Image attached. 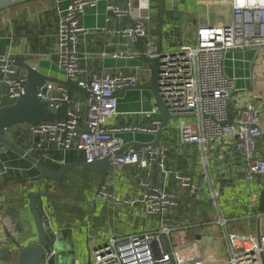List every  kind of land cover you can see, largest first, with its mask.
Masks as SVG:
<instances>
[{"label": "built area", "instance_id": "obj_1", "mask_svg": "<svg viewBox=\"0 0 264 264\" xmlns=\"http://www.w3.org/2000/svg\"><path fill=\"white\" fill-rule=\"evenodd\" d=\"M223 1L230 14L227 22L196 26L190 41L165 51L158 65V94L168 113L173 116L161 128V133L166 126H176L180 143L196 144L203 167L201 185L192 174L168 166L169 147L160 142L161 136L157 145L151 144L152 141L125 144L120 136L122 133L143 132L155 137L161 124L157 105L154 104L145 112L150 117L148 125H110V119L117 113L116 92L137 85L138 76L116 70L113 73L101 72L81 78L78 43L80 36L90 31L81 25L80 20L85 7L94 5L96 0H69L61 11L57 20L55 63L67 80L86 93V99L84 103L73 101L71 96L68 100L67 86L46 82V92L40 90L38 97L48 101L49 107H57L62 101H67L69 106L66 118L41 120L37 125L24 124L22 132L27 134L30 144L23 149L29 155L34 149L48 147L62 154L75 150L86 162L107 157L109 166L103 175L105 179L92 189V199L111 198L119 205L139 204V215L143 219L157 218L150 228L108 236L102 244L91 250V264H264V211L258 210L259 194L264 188V152L258 148V138L262 136L259 125L264 115V105H256L252 101L261 100L262 95L246 87H236L235 78L224 71L228 50L259 49L264 46V0ZM107 11L118 17L128 15L131 23L117 30L103 28V33H113L133 43L137 39L142 40L146 46L145 54L150 57L156 55L155 38L149 35L146 26L149 18L147 15L139 9H133L130 2L124 8L108 4ZM137 55L135 51L128 50L111 53L114 58H135ZM25 81L26 74L18 70L15 59L9 54H0V84L5 86L8 100L14 102L24 93ZM13 127L6 130L9 135L21 133ZM229 150L240 154L244 180H257L262 188L258 192L251 190L248 194L247 208H256V212L247 216L249 231L246 233L226 229L227 219L218 198L220 192L210 170L213 152L218 153L216 158L220 169L224 154ZM43 157L58 166L66 162L64 159L52 158L47 153ZM127 165L144 171L143 175L136 178L137 192L132 199L113 195L109 190V176ZM154 166L161 173L162 179L170 177L177 186L183 188L185 196L210 201V205L218 211L215 222L224 230L219 240L229 254L207 252L208 248L203 244L207 240L200 238L203 234L194 226L190 237L183 236L172 242V228L182 231L191 229L188 224L175 225L169 221V214L178 208L179 192L169 188L164 181H152L151 169ZM8 168V165H3L0 174ZM260 178L263 180L260 181ZM47 180L27 178L21 185L27 202V207L22 208L24 214L28 209V192H53L51 180L50 186ZM204 192L207 196H204ZM3 198L0 196V203ZM37 207L43 228L49 235V248L45 250L39 264H47L48 258L57 252L55 209L46 196L37 198ZM2 219L0 214V228L3 232H10ZM10 222L12 225L15 223L11 218ZM205 235L213 239L212 235ZM25 242L21 244L25 246L34 243Z\"/></svg>", "mask_w": 264, "mask_h": 264}, {"label": "crops", "instance_id": "obj_2", "mask_svg": "<svg viewBox=\"0 0 264 264\" xmlns=\"http://www.w3.org/2000/svg\"><path fill=\"white\" fill-rule=\"evenodd\" d=\"M193 1L195 2L194 4L190 5L186 11H179L177 15L178 20L185 25L180 35L181 39L176 40L177 46L179 43L190 41L196 26L201 24H217L230 18V14L226 13L227 6L223 0ZM68 2L69 0H37L1 11L0 54H9L15 59V62L25 61L42 73L57 80L65 81L66 77L64 72L55 63V39L58 17ZM128 2L131 3L133 9H139L142 14L149 17L146 21L149 35L157 39L158 4L157 6L153 5L150 0H96L94 5L85 7L80 20L81 25L90 31L87 35H81L78 43V49L80 51L79 67L82 71L81 78H87L101 72L113 73L116 70H123L127 73L135 74L139 80L140 78L142 80H149L147 83L138 80L135 86L150 83L152 74L151 66L139 60L138 55L135 58H114L111 56L113 52L124 50L135 51L138 54L136 43L116 36L113 33H103L101 31L103 28L110 30L121 29L131 23L130 16L118 17L107 11L108 4L117 8H124ZM167 28L168 24H164V29L166 30ZM141 42L144 45L142 40ZM168 47L165 46V49H167L165 51L170 50ZM259 49L257 56H255L257 49L228 50L224 59V71L227 75L235 78L236 87H246L262 95L261 100L255 99L252 101L256 105H264V46ZM59 84L62 83L59 82ZM71 88L69 89L70 93ZM75 95L78 99H72L73 101L82 103L79 99V97H82L85 102L86 93L84 91L78 90L77 88ZM116 96L117 113L110 119V125L127 123L139 125L149 124L150 117L145 112L152 108L154 102L150 98L148 90L137 87L122 88L116 92ZM9 101L5 86L0 84V106L9 104ZM260 125L264 127V115ZM24 127V124H18L13 129L24 133L22 132ZM6 134L9 135V132L6 131ZM178 135L176 126H166L161 133L160 142L166 143L169 147L167 164L170 167L178 168L183 172L192 174L194 180L201 185L203 184V173L201 172L203 167L200 159V151L194 143H180ZM120 136L124 139L125 144L146 143L154 139V135L143 132L122 133ZM18 137L19 134L9 135V138L14 142V138ZM261 138L264 140L263 136ZM22 141L27 145L30 144L27 138H22ZM259 141L262 142L258 139ZM258 148L262 151L259 144ZM6 152L7 150L2 151V146L0 145V155ZM217 155V152H213L210 170L212 175L215 174L214 177L217 181L216 188L220 192L218 197L220 203L221 199H223L228 204L227 207L225 206L226 214H229L230 217L224 215L222 208V213L227 219L226 229L246 233L249 231V218L247 216L256 212V208L252 210L247 208L248 194L251 190L260 188L261 185L256 182L257 180L248 182L250 185L244 180L242 175V159L239 153L234 150L225 152L220 169L217 166ZM3 165L8 164H0V170ZM8 166L7 171L0 174V196H4L0 203L2 222L7 226L14 238H21L20 242L22 244L28 237L31 238L26 242H36L37 235L32 217L28 214V209H26V214H24L21 208L16 214V217L7 211L12 199L22 198L24 201L23 207H27V202L21 191V185H23L25 180L17 181L16 174L18 176L24 175L28 169L12 165ZM143 174V170L140 171L136 166L130 165L114 171V174L109 176L111 183L109 186L110 192L116 196L130 199L134 198L137 192L136 178ZM262 178H260V181L263 180ZM104 179L105 176L102 175L96 181V184L85 192L83 198L78 201L77 207L80 213H74L62 222L56 219L57 232L59 228L63 227L68 228L71 232L75 244L74 264H91L89 261L91 250L96 245L102 244L108 236L112 234L124 235L134 230L150 228L154 224L155 219H157L155 217L149 220L143 219L139 215V204L119 205L115 204L111 198H98L96 201L93 200L92 189ZM151 179L153 182L164 181L169 188L176 191L180 189L183 192L184 190L177 186L170 177L162 179L161 173L155 166L151 169ZM47 181L48 186H50V180ZM253 183L258 186L253 185ZM51 185L54 187V192L56 186L53 183ZM49 193L50 191L48 195ZM185 194L181 197L179 196L178 208L181 207L180 211L175 209L169 214V221L175 225L188 224L191 230L188 229L185 231L192 232V227L194 226L197 227V231L201 234L212 235L209 227H207L209 222L205 223L204 219H202L203 210L196 209L192 201L184 199ZM48 195L46 199L50 201ZM198 204H196V207ZM200 204L207 207L210 206L207 203ZM194 209H196L195 213L193 212ZM13 217L15 218L14 226L10 222V218L12 219ZM20 223L23 226L19 225ZM17 225L18 227L20 226L22 232L25 231L24 237L22 233L17 232V230L15 231ZM176 230L180 238L183 236L188 238L191 235V232L188 233L182 231V229ZM3 233L5 234L0 228V235ZM15 263L16 259L10 262L0 261V264Z\"/></svg>", "mask_w": 264, "mask_h": 264}, {"label": "water", "instance_id": "obj_3", "mask_svg": "<svg viewBox=\"0 0 264 264\" xmlns=\"http://www.w3.org/2000/svg\"><path fill=\"white\" fill-rule=\"evenodd\" d=\"M37 0H0V12L11 7ZM158 1V31L155 56H147L145 54L146 46L143 45L141 40L137 39L135 42L138 47V59L151 66L152 74L151 81L146 85L132 86L143 90H148L150 98H152L155 105L159 107L161 114V124L159 130L155 133V137L151 144L157 145L160 141L161 128L166 124L167 120L172 118L162 102L158 94V65L159 58L165 52V46H169L171 49L169 40H180L181 32L184 29V24L178 20L179 11H186V9L194 4L192 0H157ZM229 9H227V12ZM164 24H168V28L164 29ZM127 41V40H125ZM260 49H257L256 55ZM254 61V60H253ZM19 71L25 72L26 81L24 83V93L20 95L14 102L0 106V145L2 151L11 150L16 154L29 160L36 168L38 174L32 177L34 180L49 179L51 181H59L63 175L72 168L83 167L84 169L98 172L102 175L106 174L109 160L107 157L94 160L92 162H86L84 160L78 161H66L60 165L57 169L53 170L46 165H43L31 155L25 152V150L16 144L12 139L6 135V130L18 125V124H30L37 125L41 120L52 121L55 118L64 119L66 118V111L69 103L62 101L57 107H49V103L46 100H41L38 97V92L42 90L46 92L45 83L55 82L62 83L67 86L68 89L71 87L78 88L73 82L69 80L60 81L56 78H52L42 72H40L34 66L28 64L25 61L15 62ZM130 88V87H124ZM123 88V89H124ZM79 89V88H78ZM70 99V92L68 94V100ZM56 105V104H54ZM260 134L264 138V127L259 125ZM37 137L34 138L36 140ZM264 185V180H263ZM47 192H35L30 191L27 193L28 199V210L34 223L35 233L37 240L34 243L28 245H22L20 242L21 238H14L10 232L5 231L4 236H0V261L10 262L16 259L15 264H39L41 259L44 257L45 250L49 248V235L43 228L41 215L37 207V198L40 196H47ZM184 199L196 203L204 202L210 204L209 200H196L186 195ZM23 208V205L20 209ZM22 210V209H21ZM258 210L264 211V189L259 194ZM14 217L12 220L14 221ZM15 222V221H14ZM17 232L21 233L22 229L18 225L16 226ZM202 240L211 241V236L201 235ZM56 254V253H55ZM54 254V255H55ZM53 256V255H52Z\"/></svg>", "mask_w": 264, "mask_h": 264}, {"label": "trees", "instance_id": "obj_4", "mask_svg": "<svg viewBox=\"0 0 264 264\" xmlns=\"http://www.w3.org/2000/svg\"><path fill=\"white\" fill-rule=\"evenodd\" d=\"M22 138H27L25 132L19 133V137L14 138V140L16 144L25 149L27 144L23 143ZM46 153L52 158L64 159L65 161L82 160V155L75 150H69L65 154H62L60 151L52 147L34 149L30 155L43 165H46L53 170L57 169L59 167L57 164L51 163L50 160L43 157V154ZM2 163L28 169L24 175L18 176V174H16L17 181H24L26 178H32L38 174L36 168L29 160L11 150H7L6 153L0 155V164ZM101 176L100 173L84 169L81 166L72 168L63 175L59 182V187L48 195L49 200L54 206L56 219H58L59 222L64 221V219L67 220V218L74 213H80L77 207L78 201L83 198L85 192L96 184V181L99 180ZM10 203L7 211L16 217V214L20 210L24 201L22 198H17L12 199Z\"/></svg>", "mask_w": 264, "mask_h": 264}, {"label": "rangeland", "instance_id": "obj_5", "mask_svg": "<svg viewBox=\"0 0 264 264\" xmlns=\"http://www.w3.org/2000/svg\"><path fill=\"white\" fill-rule=\"evenodd\" d=\"M150 2L153 5H156V6L158 4L157 0H150ZM226 13H229V11L226 12ZM228 20H226L225 22H227ZM169 44H170L171 48H175L177 46V41H175L173 39H170L169 40ZM139 81L140 82L143 81V83H147L149 80H144V79L142 80L140 78ZM76 90H77L76 87H72L71 88V93L70 94H71V99H73V100H75L76 98L78 99V97H76V95H75ZM78 90H80V89H78ZM79 99L82 101V103L84 102V98L79 97ZM9 102L12 103L11 101H9ZM258 139L262 141V142L259 141L258 144L261 146L262 151L264 152V140L262 138L261 139L258 138ZM214 176H215V174H214ZM59 182H60V180L59 181H51V183L55 184L56 188L59 187ZM247 183H248V181H247ZM253 185L258 186L255 183H253ZM258 188H255L254 190L255 191H259V189H262L261 187L259 189ZM178 192H179V196L180 197L185 194V190H183V192H182L179 189ZM204 196H207L206 192H204ZM221 204H222V208L224 210V215L226 217H230L229 214H226V207H227L228 204L225 203V201L223 199H221ZM180 208L181 207L177 208L178 211H180ZM196 209L203 210L202 211V216H203L202 219H204L205 223L209 222V224H207V227H209L210 233L213 236V239L211 241H204L203 242L204 246H206L209 251L215 252L216 254H229L226 246H223L222 245V241L219 240V237L223 236L224 230H223V227L220 224L215 222V220L218 218V211L215 209V207L213 205H210V206L207 207V206H205L203 204H200V203L198 204ZM19 225L23 226L22 223H20ZM263 230H264V225H263ZM185 232L189 233L191 231H185ZM21 233H22V236L24 237L25 236V231H23ZM187 236H189V235H187ZM18 237H20V236H18ZM170 237L172 239V242H175V241L181 239L177 235V230H175L174 228H172V230L170 231ZM55 248H56L57 252H56L55 255H53V256L48 258L47 264H74L75 244H74V241L72 239L71 232H70V230L68 228L63 227V228H59L58 229L56 243H55ZM210 264H222V263L214 262V263H210Z\"/></svg>", "mask_w": 264, "mask_h": 264}, {"label": "bare ground", "instance_id": "obj_6", "mask_svg": "<svg viewBox=\"0 0 264 264\" xmlns=\"http://www.w3.org/2000/svg\"><path fill=\"white\" fill-rule=\"evenodd\" d=\"M207 252H210L209 250Z\"/></svg>", "mask_w": 264, "mask_h": 264}, {"label": "flooded vegetation", "instance_id": "obj_7", "mask_svg": "<svg viewBox=\"0 0 264 264\" xmlns=\"http://www.w3.org/2000/svg\"><path fill=\"white\" fill-rule=\"evenodd\" d=\"M197 204V203H196ZM194 206H196L195 204H194Z\"/></svg>", "mask_w": 264, "mask_h": 264}]
</instances>
